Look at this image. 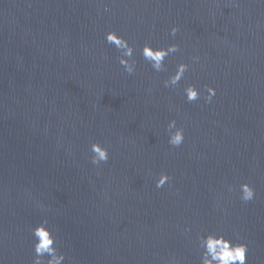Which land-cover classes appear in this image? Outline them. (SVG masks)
Returning a JSON list of instances; mask_svg holds the SVG:
<instances>
[{
    "label": "water",
    "instance_id": "95a60500",
    "mask_svg": "<svg viewBox=\"0 0 264 264\" xmlns=\"http://www.w3.org/2000/svg\"><path fill=\"white\" fill-rule=\"evenodd\" d=\"M108 31L133 46V73ZM145 42L179 46L165 71ZM45 218L64 264H200L206 231L264 264V0H0V264H32Z\"/></svg>",
    "mask_w": 264,
    "mask_h": 264
},
{
    "label": "clouds",
    "instance_id": "9594fccd",
    "mask_svg": "<svg viewBox=\"0 0 264 264\" xmlns=\"http://www.w3.org/2000/svg\"><path fill=\"white\" fill-rule=\"evenodd\" d=\"M178 31L176 27L171 29L175 35ZM105 41L114 45L120 52L119 63L129 74L135 71V60L133 59L134 48L123 36L118 35L115 31H108L105 34ZM179 50L175 43L167 47H153L150 43L145 42L140 49L143 59L151 65L156 72L165 71V59L170 54ZM197 60V57H193ZM189 65L179 63L174 73L170 74L164 81L165 87H176L183 79ZM208 95L205 97L206 102L211 101L215 95V89L205 86ZM185 98L188 102H194L200 99L201 91L195 84H187L183 88ZM169 144L180 146L184 141V131L176 127L173 120L169 123ZM174 129V131H173ZM92 153L91 162L96 165L106 162L109 159L108 148L102 146L99 142H94L90 146ZM169 180L167 174H161L156 181V187L160 188ZM255 189L247 182L240 185V199L244 202L253 200ZM33 244V261L32 264H64L66 255L60 250L58 237L54 230L50 228L48 220L42 219L38 224L30 229ZM198 247L200 249V264H246L248 245L244 242L234 241L228 238L220 231H206L198 236Z\"/></svg>",
    "mask_w": 264,
    "mask_h": 264
}]
</instances>
